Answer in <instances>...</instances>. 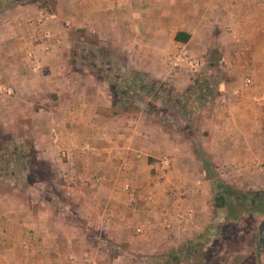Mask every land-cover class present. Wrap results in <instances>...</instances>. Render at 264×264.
<instances>
[{
  "label": "rangeland",
  "instance_id": "1",
  "mask_svg": "<svg viewBox=\"0 0 264 264\" xmlns=\"http://www.w3.org/2000/svg\"><path fill=\"white\" fill-rule=\"evenodd\" d=\"M93 1L0 0V202L17 195L14 203L36 207L31 193L40 187L49 206L72 207L73 185H85L70 164L88 157L92 123L94 134L117 123L126 132L154 123L166 133L164 146L179 152L158 158L169 159L164 173L179 163V189L164 184L165 175L155 184L173 240L139 248L136 256L121 252L118 264H264V198L239 202L264 190L261 75L227 67L242 40L209 34L191 46L165 35L139 38L132 17L88 23ZM184 46L199 59L198 71L175 60ZM71 123L84 138L78 146L66 133ZM214 180L240 193L216 207ZM122 187L132 190L130 183Z\"/></svg>",
  "mask_w": 264,
  "mask_h": 264
},
{
  "label": "crops",
  "instance_id": "2",
  "mask_svg": "<svg viewBox=\"0 0 264 264\" xmlns=\"http://www.w3.org/2000/svg\"><path fill=\"white\" fill-rule=\"evenodd\" d=\"M96 2L87 11L88 23L121 24L132 17L139 38L165 35L176 41V33L183 31L189 39L176 41L177 44L191 46L196 39L209 34L240 39L242 43L236 44L232 64L227 67L250 71L256 80L261 75L264 86V0ZM148 2L149 7L145 8ZM95 124L92 123L90 134L87 131L88 142H94L86 143L88 157H73L70 164L76 170L77 182L85 185H73L72 207L49 206L48 193L40 187L36 194L31 193L38 202L36 207H29L19 198L14 203L17 195L0 202V264H79L83 257L92 264H103L101 260L118 264L123 259L121 252L136 256L141 252L139 248H160L158 241L173 240L169 236L174 229H165L170 226L169 220L155 184L162 175L164 184L173 183L179 189L183 183L178 162L172 161L171 168L164 173L165 164L158 160L162 151L168 149L177 158L175 146H164L166 133L154 123L142 129L132 125L127 132L117 123L118 127L108 126L94 134L98 128ZM75 129L71 123L66 132L75 137L74 146L84 139ZM48 159L54 165L55 159ZM124 183H130L132 190H121ZM176 191L173 198L179 195ZM137 227L141 228L140 234L135 232Z\"/></svg>",
  "mask_w": 264,
  "mask_h": 264
},
{
  "label": "trees",
  "instance_id": "3",
  "mask_svg": "<svg viewBox=\"0 0 264 264\" xmlns=\"http://www.w3.org/2000/svg\"><path fill=\"white\" fill-rule=\"evenodd\" d=\"M188 39H189V34L183 31H178L175 35L176 41L186 42ZM46 165L43 163L42 168H46ZM212 188L215 193V196L213 198V203L216 207L226 206L229 203V199H231L233 195L240 193L234 187L229 186L228 184L218 180L216 181L214 180L212 182ZM253 194L256 197H252V195L241 194L242 196L239 197V202H246L249 200V201H253L255 204H258L260 200L264 198V190L254 191Z\"/></svg>",
  "mask_w": 264,
  "mask_h": 264
},
{
  "label": "built area",
  "instance_id": "4",
  "mask_svg": "<svg viewBox=\"0 0 264 264\" xmlns=\"http://www.w3.org/2000/svg\"><path fill=\"white\" fill-rule=\"evenodd\" d=\"M175 60L183 61L184 65H186L185 70H187V72L193 73L198 71L200 65L199 59L192 57L189 50L185 46L180 49L178 56L175 57ZM177 61H176V65L180 66V64ZM8 92L9 93L12 92V89L8 90ZM61 155L64 156L65 152H61ZM162 162L165 165H168L169 159L167 157H164L162 159Z\"/></svg>",
  "mask_w": 264,
  "mask_h": 264
},
{
  "label": "water",
  "instance_id": "5",
  "mask_svg": "<svg viewBox=\"0 0 264 264\" xmlns=\"http://www.w3.org/2000/svg\"><path fill=\"white\" fill-rule=\"evenodd\" d=\"M259 233H260V243L264 247V218L261 220L260 225H259Z\"/></svg>",
  "mask_w": 264,
  "mask_h": 264
},
{
  "label": "flooded vegetation",
  "instance_id": "6",
  "mask_svg": "<svg viewBox=\"0 0 264 264\" xmlns=\"http://www.w3.org/2000/svg\"><path fill=\"white\" fill-rule=\"evenodd\" d=\"M264 248V247H263Z\"/></svg>",
  "mask_w": 264,
  "mask_h": 264
}]
</instances>
